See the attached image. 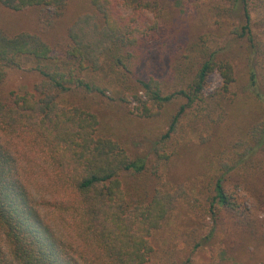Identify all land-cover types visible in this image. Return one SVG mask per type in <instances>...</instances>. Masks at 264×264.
I'll return each mask as SVG.
<instances>
[{
  "label": "trees",
  "instance_id": "obj_1",
  "mask_svg": "<svg viewBox=\"0 0 264 264\" xmlns=\"http://www.w3.org/2000/svg\"><path fill=\"white\" fill-rule=\"evenodd\" d=\"M70 1L0 0L1 11L28 14L37 26L12 33L0 24V264H146L154 235L185 196L177 170L188 164V177L206 180L196 228L208 226L207 234L192 251L221 242L228 256L221 264H264V220L257 218L264 214V63L252 57L260 43L249 0H230L226 49L209 51L218 30L206 31L205 23L186 33V51L201 49L203 58L183 89L163 95L156 78L134 79L142 95L117 99L95 76L107 68L130 80L124 56L158 30L163 12L177 13L176 0H87L62 42L52 44L49 32ZM237 49L246 54L244 96L225 103L241 71ZM22 60L34 66L8 90ZM213 72L222 87L206 101ZM128 98L137 115L113 126L96 108L98 99L126 105ZM193 112L189 121L207 127L201 148L189 139L172 147ZM239 188L256 214L233 197Z\"/></svg>",
  "mask_w": 264,
  "mask_h": 264
},
{
  "label": "rangeland",
  "instance_id": "obj_2",
  "mask_svg": "<svg viewBox=\"0 0 264 264\" xmlns=\"http://www.w3.org/2000/svg\"><path fill=\"white\" fill-rule=\"evenodd\" d=\"M129 2L133 5L134 0H129ZM229 4L230 0H176L174 6L177 13L174 15L171 11L163 12L159 20L158 30L149 32L145 39L131 51L130 56H124L123 63L131 72V75H129L130 80L124 79L118 70L113 74L107 68L103 73L95 76L94 80L101 88H105L107 97L115 99L125 94L129 97L135 93L142 95V92L137 89L138 84L134 82V79L156 78L160 82V90L163 95L183 89L192 79L197 64L203 58L201 49L194 50L191 54L186 51L187 48L183 45L186 33L194 26H202L205 23L206 31L215 32V29L218 30L217 36L210 38L206 44L209 51L226 49L231 37L230 29L233 23L225 12ZM248 4L253 33L256 34V40L260 43L258 54L252 57L256 58L258 56V62L264 63V0H249ZM86 5L87 0L70 1L64 17L54 26L53 32H49L48 40L52 44L62 42L64 29ZM118 8L121 9L119 5ZM215 21L222 24L220 30L215 25ZM0 24L12 33L19 31L35 32L37 30L36 24L28 14L10 16L0 10ZM201 32L203 31L199 29L197 35ZM237 50L234 52V57L236 65L241 69L239 72L240 77L237 75L236 83L232 85L229 93L224 95L225 103L234 98L235 94L238 97L243 95L239 85L245 79V70L242 63L246 61V54L242 50ZM196 51L198 52L196 53ZM178 58L179 60H177ZM33 66L31 60H22L21 68L18 71L20 73L17 72L15 75L9 76L6 84L7 89L11 90L16 84L21 83L25 70ZM131 80L133 85L135 84L133 87L130 83ZM221 87L222 79L219 73L213 72L209 76L207 86L204 89V99L207 101L213 97L215 98ZM98 101L96 108L103 110L100 114L105 118L106 123L111 126L119 120L124 121L125 117L134 118L137 115V104L132 98H128L126 105L122 103L120 105L118 101L108 102L105 99H98ZM106 103H109V105ZM193 114L194 112L190 114L182 129L178 131L172 141V147L189 139L193 142L192 147L194 149L201 148L198 146V141H201L199 134L207 132L205 130L207 127L197 119L189 121ZM181 164L179 163L178 166L181 167ZM189 166L188 164L185 167L183 166L181 171L179 168L177 170L179 172L177 175L180 177L179 181L185 186V196L178 202L163 228L154 235V253L146 264H184L185 262L188 264H221V260H228V256L222 252L223 245L221 242L192 251V244L194 245L207 234L208 226L204 227L206 229L204 231L200 227L196 228L198 222L196 218L203 214L206 204V180L188 177L190 170L186 171V168ZM163 172H166V170H162V174ZM233 197L248 213L256 214L253 200L242 189L235 190ZM257 218L263 221L264 214H257ZM192 227L194 231H192ZM219 238H221V234H219ZM259 252L264 255V244L260 247Z\"/></svg>",
  "mask_w": 264,
  "mask_h": 264
}]
</instances>
